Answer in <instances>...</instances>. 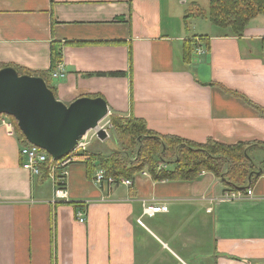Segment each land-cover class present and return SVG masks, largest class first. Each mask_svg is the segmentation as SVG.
I'll return each mask as SVG.
<instances>
[{"label": "crops", "instance_id": "1", "mask_svg": "<svg viewBox=\"0 0 264 264\" xmlns=\"http://www.w3.org/2000/svg\"><path fill=\"white\" fill-rule=\"evenodd\" d=\"M189 2L196 14L199 0H0V64L47 71L59 43L56 69L65 73L49 83L65 104L101 95L110 123L112 114L135 115L153 131L199 143L264 142V117L226 90L264 108V13L240 36L214 24L201 33L195 23L192 32L183 24ZM191 39L188 64L183 46ZM95 139L102 141L89 146ZM20 150L2 116L0 264H264V174L253 197L228 200L231 189L211 172L169 181L144 170L132 186L109 187L79 161L69 166V199L55 201L53 179L24 169ZM153 200L169 211L144 214ZM74 203L87 206L86 222Z\"/></svg>", "mask_w": 264, "mask_h": 264}, {"label": "trees", "instance_id": "2", "mask_svg": "<svg viewBox=\"0 0 264 264\" xmlns=\"http://www.w3.org/2000/svg\"><path fill=\"white\" fill-rule=\"evenodd\" d=\"M194 6L196 15L208 17L212 24L222 29H229L236 36L243 34L254 17L264 13V0H209L207 10L202 9L199 4ZM196 45L193 39L184 42V62L191 63V55ZM62 59L60 44L53 42L49 70L35 71L13 64H0V69L11 66L20 74L43 77L57 97L56 89L49 83V76ZM130 60L132 68V51H130ZM103 74L106 75L99 73V75ZM226 90L245 98L264 117L262 106L238 92ZM2 116L7 115L1 114L0 118ZM9 118L21 146H33L20 130L17 120L13 116ZM110 120L118 147L109 153H90V158L85 161L90 176L94 175L98 167L105 170L106 177L134 179L138 173L148 170L154 180L169 181H195L203 172H211L220 178L226 187L232 190H245L264 174V142L262 141L225 144L209 138L206 142L199 143L178 135L153 131L148 127L145 119L135 115L124 117L112 114ZM38 176L41 182L47 181L49 170L46 164L41 166ZM74 204L76 209L82 207L80 203Z\"/></svg>", "mask_w": 264, "mask_h": 264}, {"label": "water", "instance_id": "3", "mask_svg": "<svg viewBox=\"0 0 264 264\" xmlns=\"http://www.w3.org/2000/svg\"><path fill=\"white\" fill-rule=\"evenodd\" d=\"M103 97L82 96L70 104L60 101L46 80L20 74L14 67L0 69V115L13 116L26 139L59 159L109 115ZM107 139V131L98 130Z\"/></svg>", "mask_w": 264, "mask_h": 264}, {"label": "built area", "instance_id": "4", "mask_svg": "<svg viewBox=\"0 0 264 264\" xmlns=\"http://www.w3.org/2000/svg\"><path fill=\"white\" fill-rule=\"evenodd\" d=\"M64 69L57 68L52 71L53 77H62L64 76ZM7 117V116H4ZM8 118V117H7ZM101 124V123H100ZM113 127L109 122L107 126L101 125L97 129L90 130L86 135H84L76 144V146L65 156L59 159L53 158L48 152L41 150L36 146L22 147L21 146V156L23 157L22 166L24 169L28 170L31 174L38 176L41 171V166L46 164L49 170V177H51L55 183V201H66L69 199V191L67 187V177L69 174V166L72 163L79 161H86L90 158L88 152L89 144L91 139L98 138V130L103 128L107 131V138L110 137L109 129ZM98 165V164H97ZM93 180L98 184H107L109 187L115 185H126L132 186L133 179L120 177L116 178L113 176L106 177L105 170L101 167H98L94 173ZM230 190V189H229ZM253 197V188L249 186L245 190H230L224 195V199L234 200L239 197ZM87 206H83L77 211V219L80 222H86L88 218ZM169 211V206L166 203H159L156 200L152 202H144V214L150 216L156 215L159 212ZM139 222L142 223V220L139 219Z\"/></svg>", "mask_w": 264, "mask_h": 264}, {"label": "rangeland", "instance_id": "5", "mask_svg": "<svg viewBox=\"0 0 264 264\" xmlns=\"http://www.w3.org/2000/svg\"><path fill=\"white\" fill-rule=\"evenodd\" d=\"M199 3H200L199 5L202 9H206V10L208 9L209 0H199ZM183 8H184V12L185 13L187 12L186 18H183L184 19L183 24L185 25V27H187V29L191 28L192 32H193V30H195V23L199 26L198 32L200 31L201 33L211 31L212 29L213 30L216 29L208 17L199 16V15L190 13L191 11H193L192 3L189 2V3L185 4V6H183ZM175 24L177 25V23H175ZM193 52H194V54H196V47L194 48ZM193 52H192V54H193ZM107 121H108V118H105L102 121L104 126L105 125L107 126V123H109ZM109 133L111 135L110 138L106 139L105 141H98L95 139L94 141H92V144L89 146V149L90 150L94 149L96 146L101 148V149L116 147L118 144H117V141L115 138V132H114L113 127H111L109 129ZM111 151H113V149H111ZM111 151H109V152H111ZM49 179L50 178H48L47 180H49Z\"/></svg>", "mask_w": 264, "mask_h": 264}, {"label": "bare ground", "instance_id": "6", "mask_svg": "<svg viewBox=\"0 0 264 264\" xmlns=\"http://www.w3.org/2000/svg\"><path fill=\"white\" fill-rule=\"evenodd\" d=\"M103 125V122H101L100 126Z\"/></svg>", "mask_w": 264, "mask_h": 264}]
</instances>
